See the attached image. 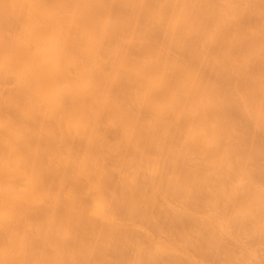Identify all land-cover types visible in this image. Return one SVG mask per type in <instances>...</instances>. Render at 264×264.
<instances>
[{
    "label": "bare ground",
    "instance_id": "6f19581e",
    "mask_svg": "<svg viewBox=\"0 0 264 264\" xmlns=\"http://www.w3.org/2000/svg\"><path fill=\"white\" fill-rule=\"evenodd\" d=\"M0 264H264V0H0Z\"/></svg>",
    "mask_w": 264,
    "mask_h": 264
}]
</instances>
